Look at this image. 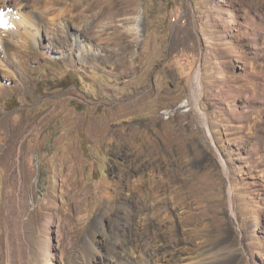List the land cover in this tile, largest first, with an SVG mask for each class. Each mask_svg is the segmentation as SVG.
I'll list each match as a JSON object with an SVG mask.
<instances>
[{
  "label": "rangeland",
  "instance_id": "rangeland-1",
  "mask_svg": "<svg viewBox=\"0 0 264 264\" xmlns=\"http://www.w3.org/2000/svg\"><path fill=\"white\" fill-rule=\"evenodd\" d=\"M9 7L26 26L0 40V264L45 251L73 263L97 219L100 264L126 217V244L173 241L187 262L193 247L157 217L183 212V181L208 217L195 225L214 251L203 264H264V0Z\"/></svg>",
  "mask_w": 264,
  "mask_h": 264
},
{
  "label": "bare ground",
  "instance_id": "bare-ground-1",
  "mask_svg": "<svg viewBox=\"0 0 264 264\" xmlns=\"http://www.w3.org/2000/svg\"><path fill=\"white\" fill-rule=\"evenodd\" d=\"M31 1L33 0H0V40L1 41L4 40V38L5 39L12 38L11 40L14 41V38H13L14 34L12 33V31H10L11 29H9V26L7 27L9 23L12 22L13 27H16L17 25L18 26L22 25L23 27L26 26L24 23H22V20H21L22 16L20 15L21 14L20 12L18 13V15L20 16V19L18 18L14 19L13 16L9 18L5 15V12L10 11L11 7H9V4L12 2L15 3L17 7L16 10L21 11L22 9H25ZM22 3L23 5H21ZM36 5L37 4L34 3L33 7L36 8ZM26 20H28V18ZM31 23L34 26L33 20L31 21ZM12 30H14V28ZM9 42H12V41H10L9 39ZM5 52L6 51H4V54ZM1 66L3 65H0V67ZM198 81H199V71L196 72L195 79H194V88L196 91L198 88ZM179 189H180V192H183L182 201L180 202V208L183 209V212L178 213L177 212L178 210L176 207L173 206L171 208L170 206H168L169 210H165L164 213H159L157 217L160 220L158 222L159 226L163 225L165 238H168L169 235L170 237L173 236L174 239L177 238L174 236H176V231L179 230L177 232L180 233L179 235L181 237L180 239L178 238L179 239L178 244H181L183 242L184 243L187 242L191 244L193 248L189 249L188 253H190L191 256L188 258L187 262H184L185 260L183 259L177 260L178 257L175 256L171 252L170 249L173 246V241L167 244H165L166 242H164V244L153 245L151 241L148 240L147 237L142 238L141 236H138L136 240H134V244H126L125 243L126 239L129 238L130 234L133 231V226H134L133 221L136 220L135 217H126L124 222L119 223L117 225L118 227L114 228L113 232L110 235H107L104 233L103 235L105 238L104 243H106L104 247L106 248V252L104 255L102 254L101 256L102 261L100 262V264H203L213 259L214 251H213L212 245H210V242H209L210 240L205 237L206 240H203L204 241L203 244H199L196 242V240L201 237L198 231H196L195 225H197V223H201L202 220L208 221V217L203 215L200 218L199 216H197L196 213L192 211V205H191L192 200L190 198L191 197L190 195L193 194L194 192L189 190V193H188V191L186 190L187 183L185 181H183V183L181 182ZM138 218H139L138 222H144V224L146 223L151 224L152 220L154 219V214H150L149 216H142V217L138 216ZM100 225H101V221L97 219L89 228V232L92 234L90 237L86 236L87 237L86 245L88 246L90 250L89 253L86 251L88 254H86L82 258H78V260L74 259L75 261L73 260L74 262L69 263V264H96L98 262L99 259L97 258V255H99L101 251H98L96 249L93 235L100 231V228H99ZM173 225H176V228H177L176 231L174 230ZM156 247H161V248L156 249ZM39 251H42V250H39ZM76 256L78 257V255ZM28 258H31V257H28ZM52 258H54L53 254H50L47 251H45L44 258L42 260H39L37 258L36 263L34 264H54L52 261ZM33 262L34 261H32V263ZM28 263H29V260H28ZM8 264H11V262H9Z\"/></svg>",
  "mask_w": 264,
  "mask_h": 264
},
{
  "label": "water",
  "instance_id": "water-1",
  "mask_svg": "<svg viewBox=\"0 0 264 264\" xmlns=\"http://www.w3.org/2000/svg\"><path fill=\"white\" fill-rule=\"evenodd\" d=\"M197 95L199 96L200 95V91H199V85H198V88H197V91H196Z\"/></svg>",
  "mask_w": 264,
  "mask_h": 264
},
{
  "label": "built area",
  "instance_id": "built-area-1",
  "mask_svg": "<svg viewBox=\"0 0 264 264\" xmlns=\"http://www.w3.org/2000/svg\"><path fill=\"white\" fill-rule=\"evenodd\" d=\"M171 21H172V22H175V18H172Z\"/></svg>",
  "mask_w": 264,
  "mask_h": 264
}]
</instances>
